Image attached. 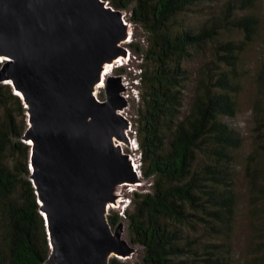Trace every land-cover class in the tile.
Segmentation results:
<instances>
[{
    "label": "trees",
    "instance_id": "obj_1",
    "mask_svg": "<svg viewBox=\"0 0 264 264\" xmlns=\"http://www.w3.org/2000/svg\"><path fill=\"white\" fill-rule=\"evenodd\" d=\"M107 1L129 10V20L141 26L144 43L129 46L151 63L139 70L140 106L134 128L140 174L150 181V189L133 190L124 216L110 211L108 221L111 225L126 221L130 241L142 246L134 264H224L227 243L211 236L232 229L237 199L230 171L241 137L221 117L235 113L241 53L264 24L252 10L256 0H224L218 11L212 7L194 23L186 15L215 0ZM226 29L241 38L215 42ZM206 47L213 59L199 66L193 100L184 112L189 78L184 61ZM118 70L122 72V67ZM256 79L264 98V64ZM262 113L264 117V107ZM26 120L20 96L8 83L1 84L0 264H46L50 252L30 180V146L21 139ZM258 145L264 163V139ZM248 160L251 234L246 263L264 264V181L258 177L259 167L250 164L256 161L253 153ZM109 262L131 264L116 257Z\"/></svg>",
    "mask_w": 264,
    "mask_h": 264
},
{
    "label": "water",
    "instance_id": "obj_2",
    "mask_svg": "<svg viewBox=\"0 0 264 264\" xmlns=\"http://www.w3.org/2000/svg\"><path fill=\"white\" fill-rule=\"evenodd\" d=\"M130 20L107 0H0V85L26 108L30 180L44 217L46 264H110L135 247L112 227L120 188L143 181L128 143L122 75L105 66L127 55ZM104 83L105 99L96 86Z\"/></svg>",
    "mask_w": 264,
    "mask_h": 264
},
{
    "label": "rangeland",
    "instance_id": "obj_3",
    "mask_svg": "<svg viewBox=\"0 0 264 264\" xmlns=\"http://www.w3.org/2000/svg\"><path fill=\"white\" fill-rule=\"evenodd\" d=\"M224 0H215L210 3H204L202 11L188 13L186 18L189 23H194L201 20L205 16L209 15V10L212 7L218 11L220 2ZM257 12L262 19H264V0H256L255 6L252 9ZM130 11L124 10L125 20L129 21ZM240 39L241 35L235 30H224L221 31L216 38V41L223 39ZM130 42L144 43V32L139 24L130 22V34L125 40L124 45L127 48V55L118 57L111 74L122 75L126 90L124 95L129 100L126 107L123 108L122 113L126 116L131 127L127 134L129 142H123L122 148L125 152L129 153L135 166L140 173V152L137 149V140L135 139V119L138 115V108L140 106L139 96V81L138 74L142 66H150V61L143 58V56L134 51L129 46ZM213 55L209 52L208 47L203 51H197L191 53L184 61V66L187 68L189 78L186 82L183 100H182V111H187L194 96V86L197 81V70L201 64L205 61L213 59ZM112 64V63H111ZM264 64V24L261 25L260 34L255 36L251 41L244 45V49L241 53V58L238 63L239 80L237 89L234 91V98L236 100V110L233 115L223 116L222 120L232 129H234L241 137V143L238 148L233 150L232 162H231V178L234 190L236 192L237 204L234 211V220L232 223L231 231L226 233H218L211 236L216 241H225L227 246L224 249V254L228 257L224 264L229 262L232 264H247L246 261L249 259V253L247 251L249 246V238L251 234V217L249 215L248 205V175H246L245 167L247 165L248 155L253 153L256 161H251L250 164L254 167H259L260 173L258 177H261L264 181V163L261 160L263 156V149L259 147L258 142L264 139V117L262 108L264 107V98L258 90L257 85V72L258 69ZM118 67H122V72H119ZM95 94L99 99H105L104 83L102 87L95 90ZM22 139V138H21ZM22 141L28 143L30 140ZM29 167V165H28ZM258 173V172H257ZM259 178V180L261 179ZM150 181L143 179L142 182L134 184H126L120 188L121 197H132L129 191H148L150 189ZM121 203V202H119ZM131 207V201L127 205ZM122 207L118 204H114L109 207L110 211L119 213ZM120 215V214H119ZM125 222V230L123 237L130 241V236L127 230V224ZM115 227V225H111ZM198 233V232H197ZM213 234V233H212ZM132 243V242H131ZM135 247V251L128 258H119L123 261H127L131 264L139 261L142 255V246L139 244L132 243ZM116 257L114 255L111 256ZM118 258V257H116Z\"/></svg>",
    "mask_w": 264,
    "mask_h": 264
},
{
    "label": "built area",
    "instance_id": "obj_4",
    "mask_svg": "<svg viewBox=\"0 0 264 264\" xmlns=\"http://www.w3.org/2000/svg\"><path fill=\"white\" fill-rule=\"evenodd\" d=\"M132 191H133V189H131L129 191V193H131ZM130 201H131L130 197H125V198L121 197L120 200L119 199L117 200L118 206L122 207V210H120L119 213H118V214H120V216H124L125 210L128 208L127 205L129 204ZM119 202H121V203H119ZM112 205H114V204H112Z\"/></svg>",
    "mask_w": 264,
    "mask_h": 264
},
{
    "label": "bare ground",
    "instance_id": "obj_5",
    "mask_svg": "<svg viewBox=\"0 0 264 264\" xmlns=\"http://www.w3.org/2000/svg\"><path fill=\"white\" fill-rule=\"evenodd\" d=\"M0 59H3V58H0ZM117 60H115L112 64H107L106 66H105V70H104V72H103V75H107L108 73H111V71H112V69H113V67H114V63L116 62ZM102 85H103V82H100L99 84H97V86H96V89H99L100 87H102ZM121 145H122V143H121ZM134 161V160H133ZM134 163V162H133ZM135 164V163H134ZM136 167V169H137V165L135 166Z\"/></svg>",
    "mask_w": 264,
    "mask_h": 264
},
{
    "label": "clouds",
    "instance_id": "obj_6",
    "mask_svg": "<svg viewBox=\"0 0 264 264\" xmlns=\"http://www.w3.org/2000/svg\"><path fill=\"white\" fill-rule=\"evenodd\" d=\"M0 61H2V59H0ZM15 92V91H14ZM16 93V92H15ZM17 94V93H16Z\"/></svg>",
    "mask_w": 264,
    "mask_h": 264
}]
</instances>
